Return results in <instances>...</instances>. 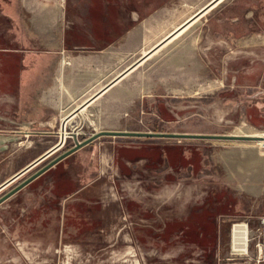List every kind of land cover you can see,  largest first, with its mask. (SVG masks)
I'll return each instance as SVG.
<instances>
[{
  "label": "crops",
  "instance_id": "crops-1",
  "mask_svg": "<svg viewBox=\"0 0 264 264\" xmlns=\"http://www.w3.org/2000/svg\"><path fill=\"white\" fill-rule=\"evenodd\" d=\"M229 1L211 6L213 0H12L6 4H13V12L1 3L0 114L6 119L0 124L28 122L32 130L0 150V184L36 162L0 193L70 147L73 132L82 140L101 129L129 127L143 95L189 92L203 69L198 44L204 16ZM242 1L250 4L247 16L264 17V0ZM176 30L182 31L175 36ZM63 123L69 126L65 140L40 158L60 139ZM211 142L214 154L241 174L252 199L264 198V150L258 143ZM84 148L61 160L64 176L73 180L65 187L67 196L96 174Z\"/></svg>",
  "mask_w": 264,
  "mask_h": 264
},
{
  "label": "water",
  "instance_id": "water-1",
  "mask_svg": "<svg viewBox=\"0 0 264 264\" xmlns=\"http://www.w3.org/2000/svg\"><path fill=\"white\" fill-rule=\"evenodd\" d=\"M243 3L231 1L229 12L236 13ZM73 24L69 12L70 30ZM5 119L0 114V120ZM12 125L0 124V150L19 140L11 129L29 127L28 122L12 121ZM100 133L115 132L100 131L82 140L73 132L70 147L0 194V264H218V213L212 214L210 255V244L202 242L207 221L198 211L202 200L176 197L170 189L125 178L115 163L118 143L97 141ZM63 141L60 138L40 158ZM82 147L98 154L99 174L67 196L65 187L73 180L62 174L61 160ZM25 169L2 182L0 190Z\"/></svg>",
  "mask_w": 264,
  "mask_h": 264
},
{
  "label": "flooded vegetation",
  "instance_id": "flooded-vegetation-1",
  "mask_svg": "<svg viewBox=\"0 0 264 264\" xmlns=\"http://www.w3.org/2000/svg\"><path fill=\"white\" fill-rule=\"evenodd\" d=\"M229 3L204 16L198 44L203 69L196 72V88L178 97L143 95L129 127L98 131L115 132L100 133L103 138L98 141L114 136L109 141L118 143L115 163L125 178L170 189L176 197L189 195L202 200L198 211L207 218L202 242L210 244V255L214 212L218 213L217 246L223 217L264 216V198L252 199L241 174L224 156L214 154L217 147L211 142L264 134V17L242 13L249 3L231 13ZM246 127L254 131H240ZM84 155L88 167L96 169L95 179L99 174L98 154L87 150ZM108 177L113 180L112 174ZM250 199L257 200L254 206ZM262 229L263 251L264 224ZM262 254L260 261H264Z\"/></svg>",
  "mask_w": 264,
  "mask_h": 264
},
{
  "label": "rangeland",
  "instance_id": "rangeland-1",
  "mask_svg": "<svg viewBox=\"0 0 264 264\" xmlns=\"http://www.w3.org/2000/svg\"><path fill=\"white\" fill-rule=\"evenodd\" d=\"M10 1L12 0H0V4L1 3L3 4L2 6H4L6 12H13L14 8L9 7V6H13V4L12 3L6 4L7 2ZM196 25H198V21L195 22L191 28L196 27ZM193 88L196 87L195 86L191 87L189 89V92L192 91ZM201 89L204 90L205 88H201ZM67 131H69V126L67 127ZM80 159H82V157H78L75 160H80ZM252 202H254L253 203L254 206L257 200H254ZM262 216H263L262 214H250V215L229 216V217L226 216L222 218L219 229L220 239L218 243V264H263L264 261H260L263 257L262 238H261L262 230H263L261 224ZM235 222H245L248 227L249 240H248L247 251L241 248L233 249L231 228L233 223Z\"/></svg>",
  "mask_w": 264,
  "mask_h": 264
},
{
  "label": "bare ground",
  "instance_id": "bare-ground-1",
  "mask_svg": "<svg viewBox=\"0 0 264 264\" xmlns=\"http://www.w3.org/2000/svg\"><path fill=\"white\" fill-rule=\"evenodd\" d=\"M215 1L216 0H213L211 5ZM176 31H178V32L175 34V36H177L182 30H176ZM156 45H158V44H156ZM144 53H146V52H144ZM60 132H61V137L60 138H62V139L64 138V140H65V137L68 134V132H67V130L65 128V125L61 126V131ZM263 136H264V134H263ZM231 237H232L233 249L241 248V249H244L245 251H247L249 238H248V227H247L245 222H235V223H233L232 228H231Z\"/></svg>",
  "mask_w": 264,
  "mask_h": 264
},
{
  "label": "built area",
  "instance_id": "built-area-1",
  "mask_svg": "<svg viewBox=\"0 0 264 264\" xmlns=\"http://www.w3.org/2000/svg\"><path fill=\"white\" fill-rule=\"evenodd\" d=\"M31 130L32 129L30 127H28V128H13V129H11V133L12 134H18L20 136H27V135H29V133H31ZM256 142L259 144V147L261 149H264V136H261V138L257 139ZM261 224L262 225L264 224V216H262V218H261Z\"/></svg>",
  "mask_w": 264,
  "mask_h": 264
}]
</instances>
